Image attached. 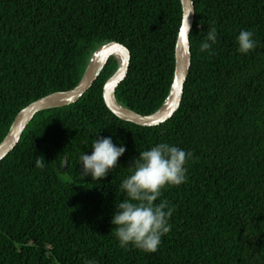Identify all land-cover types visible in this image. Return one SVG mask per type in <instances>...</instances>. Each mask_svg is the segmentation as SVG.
<instances>
[{"label":"trees","instance_id":"16d2710c","mask_svg":"<svg viewBox=\"0 0 264 264\" xmlns=\"http://www.w3.org/2000/svg\"><path fill=\"white\" fill-rule=\"evenodd\" d=\"M193 2L191 64L170 118L139 125L107 107L103 86L118 65L110 56L77 101L37 112L0 160V264H264V0ZM181 20L180 0H0V142L20 109L73 88L111 40L130 50L117 101L156 111ZM213 20L214 51L200 53ZM241 29L258 41L247 55L237 50ZM95 136L126 146L98 184L78 165ZM161 141L194 153L186 182L162 193L175 206L171 231L154 253L121 248L111 232L119 184L138 151Z\"/></svg>","mask_w":264,"mask_h":264},{"label":"clouds","instance_id":"9594fccd","mask_svg":"<svg viewBox=\"0 0 264 264\" xmlns=\"http://www.w3.org/2000/svg\"><path fill=\"white\" fill-rule=\"evenodd\" d=\"M191 31L188 16L179 31L186 46L190 43ZM254 35L250 29L239 31L235 37L238 52L247 55L255 50L258 41ZM217 39L218 32L213 20L207 25L206 34L199 44V52L212 54ZM91 149V154L82 152L78 157L79 174L82 178L90 176L98 184L117 167L119 158L126 152V146L114 143L112 136H95L92 138ZM138 152V156L127 167L129 174L119 184L120 194L115 201L111 218L115 227L111 232H114L121 248L132 247L154 253L162 243V237L171 231L170 220L175 211V206L170 201L161 198L163 190L186 182V165L194 153L164 141ZM36 166L43 167L39 157L36 159ZM85 264L97 262L86 259Z\"/></svg>","mask_w":264,"mask_h":264},{"label":"water","instance_id":"95a60500","mask_svg":"<svg viewBox=\"0 0 264 264\" xmlns=\"http://www.w3.org/2000/svg\"><path fill=\"white\" fill-rule=\"evenodd\" d=\"M180 1L182 4V20L179 31L187 21L188 16L189 22L193 25L195 14L193 0ZM179 31L174 50L175 68L172 84L167 97L156 111L145 115L140 114L117 101L115 90L127 75L130 62V50L122 43L111 40L100 45L92 53L80 80L73 88L49 93L32 101L18 111L6 135L0 142V160L17 145L24 128L37 112L48 108L68 105L77 101L99 76L110 56L117 58L118 65L103 86L102 94L107 107L119 118L139 125L151 126L166 121L180 105L184 83L191 64L190 45L186 46L184 39L179 35Z\"/></svg>","mask_w":264,"mask_h":264}]
</instances>
